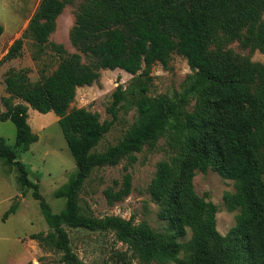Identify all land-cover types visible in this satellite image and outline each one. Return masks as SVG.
Masks as SVG:
<instances>
[{"label": "trees", "instance_id": "16d2710c", "mask_svg": "<svg viewBox=\"0 0 264 264\" xmlns=\"http://www.w3.org/2000/svg\"><path fill=\"white\" fill-rule=\"evenodd\" d=\"M70 2L40 0L23 35L1 60L20 56L29 35L41 48L52 46L60 57L58 67L37 81L31 80L28 69L15 67L6 71L4 79L7 109L0 110V118L12 120L17 135L15 147L0 137V160L18 168L22 187L34 188L33 196L52 229L31 238L63 250L74 260L65 225L90 230L126 227L117 218L105 223L81 213L79 190L94 169L117 166L124 159L135 162L136 152L169 131L181 152L158 163L149 186L169 232L159 235L145 222L128 232L141 263L162 259L180 264H264V62L237 59L227 47L244 38L252 51L264 53V0H84L70 32L74 53L50 40ZM3 32L0 24V36ZM174 53L184 56L193 71L184 91L169 99L148 95V82L141 83L138 94L120 85L109 111L116 119V108L130 94L138 120L117 144L95 152L113 120L101 122L97 113L86 108L70 109L77 89L97 81L103 69L120 68L134 75L144 69L150 78L152 67L168 66ZM191 99L194 107L187 110ZM30 107L59 116L78 167L77 174L56 191L67 198L59 213L53 212L18 159L17 148L28 150L39 140L28 121ZM210 169L235 185L224 199L229 210L239 212L235 226L224 236L216 228L218 208L194 188L196 172ZM132 188V175L126 172L104 193L108 203L115 204ZM14 211L15 207L9 209L4 219ZM188 231L191 240L180 241ZM182 251L187 253L185 259L179 257Z\"/></svg>", "mask_w": 264, "mask_h": 264}, {"label": "rangeland", "instance_id": "374dc122", "mask_svg": "<svg viewBox=\"0 0 264 264\" xmlns=\"http://www.w3.org/2000/svg\"><path fill=\"white\" fill-rule=\"evenodd\" d=\"M84 0H71L57 19L56 30L50 40L61 44L71 53L76 52L70 32L75 25L76 11ZM40 0H0V24L4 32L0 36V110L5 111L3 98L8 96L5 86V75L9 68H26L31 80L37 81L51 74L59 65L60 57L52 46L41 48L32 36H27L20 56L1 62L13 42L21 37L28 27L31 17ZM237 59H251L253 62H264V53L252 51L245 45L244 38L230 43ZM143 70L131 74L123 69H103L101 76L91 85L77 89L72 108H86L99 115L100 121H112V126L102 138L95 152L108 149L117 144L139 117L135 98L128 95L123 106L116 109L114 119L109 107L113 104L115 90L122 85L129 92L139 93L140 85L148 82V95L165 96L174 99L184 91L193 73L187 59L174 53L168 66L156 63L148 78ZM16 99L15 102H19ZM195 99H191L187 110H192ZM184 108V109H185ZM28 121L39 140L28 150L17 148L18 159L28 170V177L39 184V191L52 207L53 212H61L67 203L66 197H59L56 191L66 184L78 172L76 161L68 147L59 124V116L53 112L41 113L29 108ZM17 128L10 120L0 118V137L6 139L13 147L16 144ZM181 152L179 145L173 142L169 131L160 134L142 151L136 152L137 159L131 162L124 159L117 166L96 168L81 186L78 204L81 213L105 223L117 218L126 227L112 226L90 230L83 227L65 225L69 235V246L74 260L68 259L65 252L46 243L31 238L32 234L47 235L52 229L46 221L40 201L33 196L34 188L22 187L18 181L19 170L0 160V264H142L139 251L128 232L145 222L159 235L169 232V224L160 217V206L152 198L149 186L155 177L158 163L162 160H173ZM132 175L133 188L129 196L115 204L108 203L104 190L122 181L123 175ZM196 192L213 203L216 213V228L221 235L228 234L236 224L238 210L231 211L225 204V194L235 191L234 181L223 177L218 171H197L194 177ZM15 207L6 219V212ZM192 232L179 238L182 242L191 240ZM187 256L186 251L179 254L181 259ZM150 264H180L179 261L154 260Z\"/></svg>", "mask_w": 264, "mask_h": 264}]
</instances>
